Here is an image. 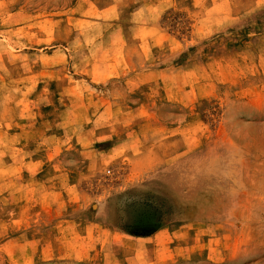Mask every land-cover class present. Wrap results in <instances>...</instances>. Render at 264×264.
Listing matches in <instances>:
<instances>
[{
  "label": "rangeland",
  "instance_id": "374dc122",
  "mask_svg": "<svg viewBox=\"0 0 264 264\" xmlns=\"http://www.w3.org/2000/svg\"><path fill=\"white\" fill-rule=\"evenodd\" d=\"M0 264H264V0H0Z\"/></svg>",
  "mask_w": 264,
  "mask_h": 264
},
{
  "label": "trees",
  "instance_id": "16d2710c",
  "mask_svg": "<svg viewBox=\"0 0 264 264\" xmlns=\"http://www.w3.org/2000/svg\"><path fill=\"white\" fill-rule=\"evenodd\" d=\"M150 233H152V231H150L149 233H146V235H150ZM133 234L139 235L141 233H139V232H133Z\"/></svg>",
  "mask_w": 264,
  "mask_h": 264
}]
</instances>
